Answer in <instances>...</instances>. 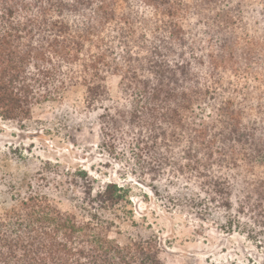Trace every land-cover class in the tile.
Segmentation results:
<instances>
[{
	"label": "trees",
	"instance_id": "16d2710c",
	"mask_svg": "<svg viewBox=\"0 0 264 264\" xmlns=\"http://www.w3.org/2000/svg\"><path fill=\"white\" fill-rule=\"evenodd\" d=\"M77 84L107 147L198 187L230 213L221 230L264 243V0H0V118L22 122ZM53 189L9 194L0 264H167L156 238L110 236L134 222L122 186L96 190L79 170Z\"/></svg>",
	"mask_w": 264,
	"mask_h": 264
},
{
	"label": "rangeland",
	"instance_id": "374dc122",
	"mask_svg": "<svg viewBox=\"0 0 264 264\" xmlns=\"http://www.w3.org/2000/svg\"><path fill=\"white\" fill-rule=\"evenodd\" d=\"M120 81L118 74L106 77L113 102L121 100ZM86 99V86L77 84L62 98L33 106L22 122L0 118V209L17 188L31 183L53 192L67 173L85 170L96 190L110 182L126 189L134 222L110 231L121 243L156 238L167 264H264V243L257 247L245 233L221 230L218 222L224 219L219 218L230 213L198 187L160 179L148 158L122 146L107 147L99 130L103 110L88 107ZM56 199L64 209L77 211L66 197Z\"/></svg>",
	"mask_w": 264,
	"mask_h": 264
}]
</instances>
